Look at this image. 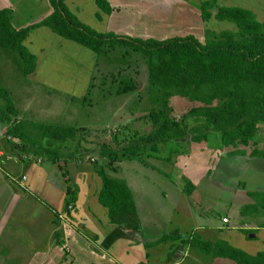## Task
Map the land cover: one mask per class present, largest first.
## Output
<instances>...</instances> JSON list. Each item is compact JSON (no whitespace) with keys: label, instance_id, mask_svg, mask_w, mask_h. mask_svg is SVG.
<instances>
[{"label":"rangeland","instance_id":"obj_1","mask_svg":"<svg viewBox=\"0 0 264 264\" xmlns=\"http://www.w3.org/2000/svg\"><path fill=\"white\" fill-rule=\"evenodd\" d=\"M21 1L28 0H19L17 7L20 4L22 6ZM131 1L126 0V4L123 2L117 7L118 12L122 11L121 15L116 18L104 17L102 21L95 17L97 7L92 0H68L67 3L70 9L74 8L73 11L83 22L99 31H112L141 39L164 40L193 35L204 43L209 36V30H237L235 24L229 21H204L201 17V1L189 3V7L193 8L190 10L187 2L181 4L179 0H173L171 5L168 2L166 4L165 0H141L145 2L143 12H139ZM146 4H150L152 8L159 7L154 10L153 16H147ZM226 5L250 9L258 20H264V0H227ZM186 13L188 14L185 15ZM25 45L37 55L35 72L25 77L12 55L0 49V84L10 90L17 107L24 103L29 107L28 119H32L30 121L74 125L86 130L84 137L72 142L74 146H68L63 153H88L89 159L95 158L91 159V162L93 171L97 172L102 167L101 159L91 154L97 151L93 148L97 146L96 143L100 144V140L139 144L143 137L153 131V123L148 115L157 106L150 101L148 64L143 55L120 47H107L102 54L97 55L86 47L60 37L47 27L38 29L28 37ZM126 79L132 80L136 89L120 95L117 93L119 85ZM193 106H196V103L187 98L173 96L169 99L167 108L170 109L172 118L190 127L194 121L191 118L183 120L182 117ZM26 113L22 115L28 117ZM1 127L4 126L0 122ZM7 139L11 140L2 130L0 147H10V144L4 141ZM262 143L264 142H261L260 149L264 151ZM186 147L189 153L173 155L171 163L154 159L148 151L143 154L147 163L152 161L153 166L150 168L155 170L152 172L161 182L156 181L157 178L155 179L152 172H148L144 166L133 164L137 171H142V174L145 171L153 177L146 181L137 177L138 181L133 188L135 202L139 208L153 211L162 221L159 231L155 223L143 226L144 232L158 231V236L155 235L157 242L150 244V261L158 257V264H237L230 259L217 260L215 258L218 257L212 254L201 255L199 248L192 245L195 233L191 221L201 214L213 218L220 227L216 225L217 233L223 238L228 237L230 245L252 255L264 251V230L260 228L264 222V210L253 209L250 204L253 200L247 194L248 191L264 190V161L255 162V156L250 154H230L234 149L223 147L217 133L211 134L208 141H190ZM247 150L250 152L252 147ZM24 154L37 158L30 146ZM195 155L204 161L203 174L197 180V185L193 183L192 178L194 179L199 171L195 172L193 168L194 172L189 171ZM45 160L48 162V159ZM200 163L201 161H197L195 165ZM154 166L157 169L153 168ZM128 179L131 182L135 177L130 175ZM188 179L194 184V190L190 194L184 191ZM69 201L70 195L67 196V202ZM65 205L64 202L58 209L65 217L63 220L57 217L61 230L64 228L62 222L70 228L75 225L74 218L70 214L66 216L68 209ZM45 207L47 205L42 202V209ZM0 209H3V206ZM22 210L23 206H20V213L16 217V205L9 207L6 203L5 213L0 214V264H56L53 261L39 262L42 255L49 250L50 241L46 236L50 231L49 223H46L45 219H39L40 214L38 215L35 208L29 213ZM36 213L38 216L34 218ZM148 215L141 216L146 220ZM204 222L207 223L205 220ZM55 233L54 230L53 234ZM153 239L155 238L151 240ZM61 245V251L66 255L70 254L71 248L66 242ZM89 248L91 251L95 249L91 245L86 251L82 250L84 253L76 254L78 263L92 264L93 257L96 256L89 252ZM153 251L156 257L153 256ZM185 252L187 256H184ZM63 253L60 254L61 262L65 257ZM184 258L186 260H183ZM141 261L145 264L147 258ZM93 264L102 262L97 260Z\"/></svg>","mask_w":264,"mask_h":264},{"label":"trees","instance_id":"obj_2","mask_svg":"<svg viewBox=\"0 0 264 264\" xmlns=\"http://www.w3.org/2000/svg\"><path fill=\"white\" fill-rule=\"evenodd\" d=\"M221 1L202 2L203 20L229 21L237 30H209L204 43L193 35L158 40L99 31L83 22L69 8L67 0H49L52 12L48 16L20 28L12 22L11 8L0 9V49L12 55L25 77L35 72L38 63L37 55L25 41L33 30L41 27L97 55L107 47H120L146 58L150 101L157 106L148 115L153 131L140 140L142 144H127L116 139L113 143L107 140L96 143L105 161L97 171L102 179L98 196L108 209L111 223L124 224L135 232L142 230L131 188L124 179L108 172L116 171L118 162L139 160L149 165L143 155L148 151L154 159L171 163L173 155L189 153L188 142L208 141L213 133L220 135L223 147L234 149L232 155L264 157L260 149L264 142V20H258L250 9L222 5ZM94 3L98 19L114 11L108 0H94ZM135 89L134 82L126 79L120 83L117 93L121 95ZM173 96L196 103L182 117L183 120L191 118L192 126L182 125L170 116L167 107ZM0 122L7 126L6 135L13 139L8 140L13 150L24 152L30 146L35 156L47 155L53 162L66 141H76L86 133L84 128L74 125L19 119L10 90L1 84ZM248 147H252L250 152ZM187 182L184 191L190 194L194 184L189 179ZM247 194L254 200L253 209L264 210V191H248ZM260 227L264 228V222ZM192 245L203 253L237 264H264V251L252 255L226 240L211 242L195 235Z\"/></svg>","mask_w":264,"mask_h":264},{"label":"crops","instance_id":"obj_3","mask_svg":"<svg viewBox=\"0 0 264 264\" xmlns=\"http://www.w3.org/2000/svg\"><path fill=\"white\" fill-rule=\"evenodd\" d=\"M18 1L19 0H0V9L11 8L13 10L12 22L16 27L19 28L42 20L52 12V7L50 5L49 0H28L26 2L21 1L22 6L20 4V6L17 7ZM92 1L94 2V0ZM108 1L110 5L115 8V10L110 15H103L100 19H98L95 15L96 19H98L99 21H102L104 17L116 18L118 15H121L122 11L118 12L117 7L122 5L121 3L123 2H125V4L127 3L126 0ZM193 1H201V5L204 0H179L181 4L187 2V7L190 10H192L193 8L189 7V3ZM131 2L134 6L137 7L139 12L140 10L142 12L144 11V1L132 0ZM167 2L169 3V5H171L173 0H165L166 4ZM220 4L226 5L227 0L221 1ZM146 6V9L148 10L147 16H153L155 14L154 10H157L159 8H152L150 4H146ZM148 8L151 10H149ZM71 9L72 11L74 10V8L72 7ZM185 11L187 12L188 9H186ZM187 14L188 13H186L185 15ZM38 29L33 30L30 33L29 37L33 33L37 32ZM27 105H29V103H27ZM17 108L19 109L18 118H22V116H24V120H32L28 119L30 115V113H28L29 107L25 106V103L22 104L21 107ZM25 112H27L26 114L28 115V117L26 115H22V113ZM1 125H3L4 127L0 128V133H2L3 130L6 134L7 126L2 123ZM11 140L13 141V139ZM4 141L5 143L8 142L10 144V141H8V139ZM72 142L75 141H66L62 145L61 150L57 151L58 158L56 162L49 160L47 155L35 156L37 158H34L33 156H28L27 159H24L23 157H21V155H25L24 153L27 151L21 152L13 150L11 148V144L10 147L1 146L0 148L2 149H0V208L3 206V209H0V214L3 215L5 213L6 203L9 204V207H14L16 205V217L17 214L20 213V206H23V210L26 213H29L31 209L35 208L37 210L38 215L40 214L39 219H45L46 223H49L48 229H50V231L46 235L48 237V240L50 241V243H48L49 250L42 255L39 261L41 263H44L45 261H53V263L56 264H68V262H70V264H80L76 259V254L84 253L82 252V250L86 251L87 247H91L92 245L95 247V249L91 248L93 250L91 251L89 248V252H93L96 256L93 257L92 254L90 255L94 258L92 264L94 261L97 260L101 261L102 264H143V261L141 260H143L144 258H147V262H144L145 264H158V257V259L153 258L152 261H150L152 255V246L150 244H154L155 242H157L156 237L158 236V234L156 233L159 231V226L161 225L162 221L158 217H156L153 214V211H151L150 209L146 210L142 209L141 207L139 208L136 202L137 212L142 225L141 232H135L124 224L111 223L108 217V209L103 206L99 201L98 194L102 186V179L96 171V173L93 171L94 167L92 165L91 159L94 160L95 158L89 159L87 155L88 153L84 151L81 152L79 155H77V153L74 155H67V152L63 153V151L68 146H74L73 144H71ZM93 149H96V147H94ZM93 149L91 151H93ZM93 152H95V154H91V156L95 155L97 159H101V164H104V158L100 157L99 152ZM39 158L42 159L41 162L38 161ZM254 158L255 162H257L258 160L264 161V157H253V159ZM45 159H48V162H46ZM197 161H201L198 166L195 165ZM135 163L139 166H144L148 172L155 171L150 168L152 167V161L149 162L150 165H146L139 160H124L116 163V171L109 170L108 172L111 174L112 171L116 174L114 175L112 173L111 175L124 179L131 188L133 194V188H135V185L137 183L136 181H138V179L146 181L151 180V178L154 177L155 179L157 178L156 181L161 182L160 180H158L159 178L153 172V177H151L145 171L144 174H142V171H137L133 165ZM203 163V158H200L198 155H195V159L192 162L193 165L189 171H193V169L195 170V172L199 171L197 176H195L194 179L192 178V180H194L193 183L196 185L197 180L201 178L203 174ZM24 175L27 176V179L25 180H23ZM130 175L135 177V179L131 182H129L128 179ZM137 177L139 178L137 179ZM69 195L70 201L67 202V196ZM42 202L47 205V207H45L44 209H42ZM64 202L66 203V208L68 209L67 215L66 213L65 215L69 216L70 214V216L74 218L75 225L71 226L70 228L68 224L62 222V226H64V228L63 230H61L59 229L57 217L59 215V218H61L62 220L65 219L63 213L58 212V209L61 208V205ZM252 203H254V200ZM68 204L72 205L73 207L69 208ZM156 210L158 212V209ZM37 213L35 214L34 218L38 216ZM141 213L145 215L149 214L150 216L148 215L145 220V218L141 216L143 215ZM181 214L183 213L181 212ZM199 216L200 217L197 216L191 221L194 225V236L199 235L205 240L211 242H216L220 239L226 240L228 242V237L223 238L217 233L216 225L218 228L220 227L218 226V224L215 223L212 217H205L203 214ZM11 218L13 219V216ZM204 220L207 223H205ZM2 222L4 225L5 219H3ZM148 223H150V226L152 225V223H155L156 227H158V231L151 233L144 232L143 226H147ZM53 229L56 231L55 234H53ZM42 238L45 239V237ZM152 238L155 239L151 240ZM64 241L69 246V248H71L70 254L68 255L64 254L63 251H61L63 246H60V244H62V242ZM39 250H41V248ZM4 253L7 254V252ZM62 253L65 257L61 262L60 254ZM202 254L209 255L201 252V255ZM68 256L70 257L68 258ZM153 256L156 257V253H154V251ZM184 256H187L186 252ZM79 257L81 256L79 255ZM215 259L222 260L227 258L218 257ZM183 260L186 259L184 258Z\"/></svg>","mask_w":264,"mask_h":264},{"label":"built area","instance_id":"obj_4","mask_svg":"<svg viewBox=\"0 0 264 264\" xmlns=\"http://www.w3.org/2000/svg\"><path fill=\"white\" fill-rule=\"evenodd\" d=\"M8 137H9L10 139H12L10 136H8ZM21 157H23L24 159H27V158H28V156H27L26 154H25V155L22 154ZM38 161L41 162L42 159L39 158ZM25 179H27V176H26V175L23 176V180H25ZM72 207H73L72 205H71V206L69 205V208H72ZM225 220L227 221V219H225Z\"/></svg>","mask_w":264,"mask_h":264}]
</instances>
